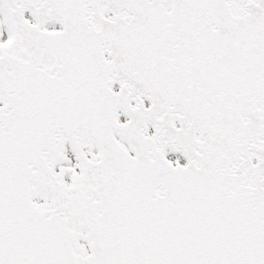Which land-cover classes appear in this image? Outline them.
I'll list each match as a JSON object with an SVG mask.
<instances>
[{
	"label": "snow or ice",
	"instance_id": "6c2138e0",
	"mask_svg": "<svg viewBox=\"0 0 264 264\" xmlns=\"http://www.w3.org/2000/svg\"><path fill=\"white\" fill-rule=\"evenodd\" d=\"M0 264H264V0H0Z\"/></svg>",
	"mask_w": 264,
	"mask_h": 264
}]
</instances>
